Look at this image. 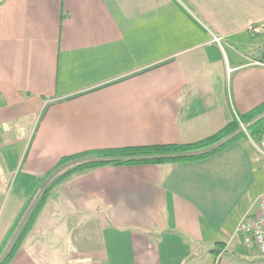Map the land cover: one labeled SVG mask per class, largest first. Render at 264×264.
Wrapping results in <instances>:
<instances>
[{
	"label": "crops",
	"instance_id": "1",
	"mask_svg": "<svg viewBox=\"0 0 264 264\" xmlns=\"http://www.w3.org/2000/svg\"><path fill=\"white\" fill-rule=\"evenodd\" d=\"M251 25L264 0H0V251L63 157L196 143L263 105ZM241 130L205 158L71 176L9 264H213L264 193L263 137ZM231 242L217 264H264Z\"/></svg>",
	"mask_w": 264,
	"mask_h": 264
},
{
	"label": "trees",
	"instance_id": "2",
	"mask_svg": "<svg viewBox=\"0 0 264 264\" xmlns=\"http://www.w3.org/2000/svg\"><path fill=\"white\" fill-rule=\"evenodd\" d=\"M240 123H244V125L248 124L246 129H244L248 137L252 139L256 138L253 134L254 131H258L261 138L264 137V104L252 110V112L246 115L244 120H241ZM240 123L236 124L234 122L230 124V126L218 131V133L204 140L197 141L196 143L127 147L115 150L80 152L79 154L63 157L43 179V182H45L37 191L42 189L47 179L51 177L50 184L48 183L46 188L43 189V193L36 201V205L32 208L30 213L26 212L21 215L20 221L14 226V229L5 239L6 242L3 249L9 244V239L12 238V241L5 250L2 249L0 251V264H9L17 250L25 241L26 235L33 228L32 226L36 222L39 213L46 205L45 203L56 193L55 191L59 186L71 176L87 170H92L93 168L103 167L104 165L127 166L128 164H161L162 162L205 158L218 153L221 149L237 140V137H239L243 131L241 130L243 127ZM58 172H60L59 175H57ZM54 176L56 177L55 179H53ZM17 230L18 232L15 234Z\"/></svg>",
	"mask_w": 264,
	"mask_h": 264
},
{
	"label": "built area",
	"instance_id": "3",
	"mask_svg": "<svg viewBox=\"0 0 264 264\" xmlns=\"http://www.w3.org/2000/svg\"><path fill=\"white\" fill-rule=\"evenodd\" d=\"M263 25H251L249 31L255 35L261 34ZM216 41L220 42L217 36L214 35ZM214 40V41H215ZM241 126L246 129L247 126L241 123ZM264 136V134H263ZM258 150L264 152V137L261 143L254 144ZM256 209H249L245 211L239 222L234 228V235L241 236V242L247 248H254L257 252L264 255V193H261L255 201ZM232 240L228 241L223 248L218 250V255L213 264H217L218 261L224 256V254L230 251L232 248ZM204 264V263H202Z\"/></svg>",
	"mask_w": 264,
	"mask_h": 264
},
{
	"label": "rangeland",
	"instance_id": "4",
	"mask_svg": "<svg viewBox=\"0 0 264 264\" xmlns=\"http://www.w3.org/2000/svg\"><path fill=\"white\" fill-rule=\"evenodd\" d=\"M218 38H219V37H218ZM214 40H215V38H214ZM215 41H216V40H215ZM215 41H214V42H215ZM219 41H220V39H219ZM216 42L219 43L218 41H216ZM222 45H223V44H222ZM223 46H224V45H223ZM64 169H67V168H64ZM64 169H63V170H64ZM63 170H61V171H63ZM61 171H60V172H61ZM60 172H58L57 175H59ZM55 178H56V177L54 176L53 179H55ZM50 181H51V177L47 179V182L44 184V187H43L42 189H40L39 191H37V194H36V196H35V198H34V199H35V203H34L35 205H36V201H37V200L39 199V197L42 195V193H43V192H42L43 189L46 188V186L48 185V183L50 184ZM56 191H57V190H56ZM56 191H55V192H56ZM35 205H34V206H35ZM34 206H33V207H34ZM31 210H32V209H31ZM29 213H30V212H29ZM17 232H18V230L15 231V234H17ZM11 241H12V238L9 239V244H10ZM9 244H8L5 248H7V247L9 246ZM5 248H4L3 250H5Z\"/></svg>",
	"mask_w": 264,
	"mask_h": 264
}]
</instances>
